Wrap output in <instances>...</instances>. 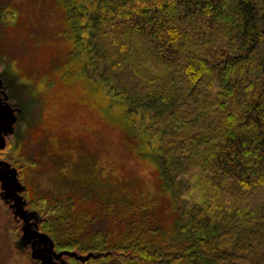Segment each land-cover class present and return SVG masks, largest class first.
I'll return each instance as SVG.
<instances>
[{"label": "trees", "instance_id": "1", "mask_svg": "<svg viewBox=\"0 0 264 264\" xmlns=\"http://www.w3.org/2000/svg\"><path fill=\"white\" fill-rule=\"evenodd\" d=\"M91 2L89 15L76 13L86 17V69L132 113H148L147 131L160 137L154 157L182 227L196 233L189 255L212 264H264V0ZM37 198V207L48 201ZM39 210L38 228L55 246L89 252L77 240L56 238L58 206ZM81 219L77 226L88 218ZM75 257L66 264L107 257L179 264L185 255L116 246Z\"/></svg>", "mask_w": 264, "mask_h": 264}, {"label": "rangeland", "instance_id": "2", "mask_svg": "<svg viewBox=\"0 0 264 264\" xmlns=\"http://www.w3.org/2000/svg\"><path fill=\"white\" fill-rule=\"evenodd\" d=\"M92 8L91 0H0V147H9L0 153V264H66L116 246L212 264L189 255L196 233L182 227L154 157L160 137L148 133V113H132L88 74L86 17L76 13ZM40 194L48 201L37 207L31 200ZM51 205L59 210L56 238L89 252L55 246L38 228L39 208ZM102 260L85 263L142 262Z\"/></svg>", "mask_w": 264, "mask_h": 264}]
</instances>
